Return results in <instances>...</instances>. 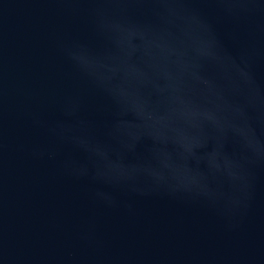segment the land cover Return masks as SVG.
I'll return each mask as SVG.
<instances>
[{
    "label": "water",
    "instance_id": "water-1",
    "mask_svg": "<svg viewBox=\"0 0 264 264\" xmlns=\"http://www.w3.org/2000/svg\"><path fill=\"white\" fill-rule=\"evenodd\" d=\"M0 264H264V0H0Z\"/></svg>",
    "mask_w": 264,
    "mask_h": 264
}]
</instances>
